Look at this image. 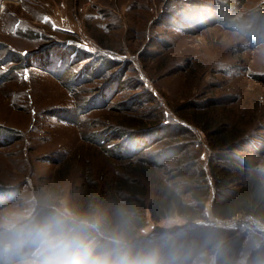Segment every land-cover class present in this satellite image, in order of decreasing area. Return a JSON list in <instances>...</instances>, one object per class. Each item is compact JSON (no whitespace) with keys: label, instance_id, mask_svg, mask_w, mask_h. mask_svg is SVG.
Returning a JSON list of instances; mask_svg holds the SVG:
<instances>
[{"label":"rangeland","instance_id":"obj_1","mask_svg":"<svg viewBox=\"0 0 264 264\" xmlns=\"http://www.w3.org/2000/svg\"><path fill=\"white\" fill-rule=\"evenodd\" d=\"M216 168L237 172L227 199L264 173V0H0V213L35 199L106 228L165 185L192 201L190 174L211 186ZM210 206L192 221L147 211L137 247L264 264V225Z\"/></svg>","mask_w":264,"mask_h":264},{"label":"clouds","instance_id":"obj_2","mask_svg":"<svg viewBox=\"0 0 264 264\" xmlns=\"http://www.w3.org/2000/svg\"><path fill=\"white\" fill-rule=\"evenodd\" d=\"M105 223L101 214L24 200L0 213V264H164L160 241L137 247Z\"/></svg>","mask_w":264,"mask_h":264},{"label":"trees","instance_id":"obj_3","mask_svg":"<svg viewBox=\"0 0 264 264\" xmlns=\"http://www.w3.org/2000/svg\"><path fill=\"white\" fill-rule=\"evenodd\" d=\"M225 135L222 139H219V144H222L226 137L231 139L236 136L233 130L227 131ZM236 175L237 172H232L229 169L216 168L214 171V185L210 186L204 174L200 179L196 177V173H191L189 177L193 181L199 182V186L194 187L192 201H186L181 192L170 185L162 187L161 198L151 205H146V201L143 199L133 197L130 202L119 205L116 215L107 223L106 230L125 232L135 240L141 230L147 226V211L150 212L154 221L176 215L188 221L201 220L208 217L205 212L208 203H211V215L216 218L230 219L236 215H243L244 217H253L264 225V173L262 172L260 175L254 173L233 198L227 199L225 193L229 192L223 191L228 190L227 188ZM214 186L218 190L217 193L212 195ZM116 191L121 192L122 190L116 188ZM91 199L93 200V198ZM118 202L121 201L118 200Z\"/></svg>","mask_w":264,"mask_h":264},{"label":"snow or ice","instance_id":"obj_4","mask_svg":"<svg viewBox=\"0 0 264 264\" xmlns=\"http://www.w3.org/2000/svg\"><path fill=\"white\" fill-rule=\"evenodd\" d=\"M44 22L47 23V22H50V21L48 20V18H45ZM53 27L55 28V25H54V24H53ZM85 50H88V51H94V50H92V49H88V48H85ZM24 78H25V79L28 78L27 72H25V74H24Z\"/></svg>","mask_w":264,"mask_h":264}]
</instances>
